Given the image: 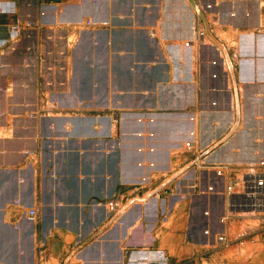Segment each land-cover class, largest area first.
I'll list each match as a JSON object with an SVG mask.
<instances>
[{
	"label": "crops",
	"instance_id": "obj_1",
	"mask_svg": "<svg viewBox=\"0 0 264 264\" xmlns=\"http://www.w3.org/2000/svg\"><path fill=\"white\" fill-rule=\"evenodd\" d=\"M187 5L0 0V264H264V224L238 238L242 221H223L226 198L199 190L207 173L179 182L192 154L177 130L201 99L183 49L199 24L195 13L189 26ZM16 19L35 24L11 36ZM259 34L243 36L253 47L239 76L248 130L219 160L264 153ZM114 198L125 205L115 218Z\"/></svg>",
	"mask_w": 264,
	"mask_h": 264
},
{
	"label": "built area",
	"instance_id": "obj_2",
	"mask_svg": "<svg viewBox=\"0 0 264 264\" xmlns=\"http://www.w3.org/2000/svg\"><path fill=\"white\" fill-rule=\"evenodd\" d=\"M193 6L195 13L202 16V11L209 12L213 17H219L217 0L212 3L206 0H195ZM220 11V10H219ZM222 14V12H220ZM46 11H42V15ZM234 15V13H232ZM250 16V12L247 13ZM223 17V16H222ZM261 19V17H260ZM35 24L34 20L16 19L9 25L11 36L18 35L25 27ZM264 27L262 19L259 24ZM195 37L188 39L183 44L186 60L190 59L195 64L201 84V99L197 104H189L185 114L189 126L184 124L178 127L177 135L182 138L181 146L191 152L192 156L188 165L183 170L182 178L179 182L186 181L192 177L194 171L207 173L208 183L206 188L199 189L201 192L223 195L226 198V210L223 221L239 220L243 223V230L238 234V238L246 237L250 234L252 226L248 220H257L258 226L264 224V153L258 147L253 156L247 161L219 160L216 158L221 148L232 142L237 136L248 130V121L243 110V97L240 93V81L234 75L232 60L226 50L210 41L207 32L198 24L195 27ZM258 33L264 34L259 31ZM210 46L214 55L204 52V47ZM196 50V54L191 52ZM220 58L221 62H218ZM210 64L216 67L217 72H212L211 77L216 79L212 83V97L206 99L204 90L203 65ZM192 65V64H191ZM206 100H209L206 103ZM256 143L262 142V136H258ZM237 152H242L244 147L237 146ZM235 171L236 177H228V173ZM191 185L196 189L195 183ZM164 209H168L164 200ZM109 209L114 213V218L118 217L125 205L121 206L119 198H114L106 202ZM26 214L30 219L37 217L35 208L29 209ZM205 233L210 234L207 229ZM217 241L225 243L228 241L226 234H219ZM157 264V263H151Z\"/></svg>",
	"mask_w": 264,
	"mask_h": 264
},
{
	"label": "rangeland",
	"instance_id": "obj_3",
	"mask_svg": "<svg viewBox=\"0 0 264 264\" xmlns=\"http://www.w3.org/2000/svg\"><path fill=\"white\" fill-rule=\"evenodd\" d=\"M186 1L188 2V5L186 7V17L190 26L191 19L194 16L193 14H195V10L192 8L193 6L191 5L190 0ZM206 1L211 2V4L216 3V0ZM217 6L220 10H218L219 17H213L211 14H209V12L202 11V16L197 15L198 22L200 26H202V28L206 30L207 38L210 41L222 46L226 50V52L229 53L232 64L234 66V75L237 79H239L241 60L245 57V55L251 54L253 49L247 39L243 37L244 34L250 32L258 33L259 31L264 33V27H261L260 25H244V18H248V12H250L249 17L251 18L253 14L252 11L254 10L253 16H255L254 18L257 17L258 19V15L260 17L259 11H261V6L264 8V0H217ZM243 9L244 11H242ZM239 10L242 13H240ZM166 12L167 14H170L171 11L168 8L166 9ZM220 12H222V14ZM228 13L229 15H227ZM232 13H234V15H232ZM262 22L264 24V16H262ZM203 50L209 55L215 54V51L210 46L204 47ZM261 53H263V51H261ZM212 72H217L216 67L208 63L203 65V77L205 83L204 90H206L207 93L206 99L212 97V83L216 82V79L211 77ZM208 102L209 100H206V103ZM247 223L252 226L251 232L259 227L257 220H248Z\"/></svg>",
	"mask_w": 264,
	"mask_h": 264
},
{
	"label": "bare ground",
	"instance_id": "obj_4",
	"mask_svg": "<svg viewBox=\"0 0 264 264\" xmlns=\"http://www.w3.org/2000/svg\"><path fill=\"white\" fill-rule=\"evenodd\" d=\"M238 11V10H237ZM240 11V10H239ZM242 11H244V9L242 10ZM239 13V12H238ZM240 13H242L241 11H240ZM244 13V12H243ZM227 15H229V13L227 14ZM224 16H226V15H224ZM225 19V18H224ZM251 19V18H250ZM249 19V20H250ZM255 19V18H254ZM248 20V21H249ZM247 21V20H246ZM260 21H261V19H260ZM260 21H259V23H258V19H257V17H256V19H255V23H253V24H256V23H258V25L260 24ZM250 22V21H249ZM248 22V23H249ZM253 22V21H252ZM250 24V23H249ZM251 34V35H250ZM181 35V34H180ZM244 35H247V36H252V37H254V38H262V35H260L259 33H256V32H250V33H247V34H244ZM255 35H257V37H255ZM252 37H250L252 40H254L255 42H256V39H253ZM217 60H218V62H221V60H220V58H217ZM252 95V94H251ZM253 96V95H252ZM255 97V96H254ZM248 100V99H247ZM252 103V102H251ZM250 109V108H249ZM248 110V109H247ZM251 110V109H250ZM249 111V110H248ZM252 113V112H251ZM249 117V116H248ZM252 121V120H251Z\"/></svg>",
	"mask_w": 264,
	"mask_h": 264
},
{
	"label": "water",
	"instance_id": "obj_5",
	"mask_svg": "<svg viewBox=\"0 0 264 264\" xmlns=\"http://www.w3.org/2000/svg\"><path fill=\"white\" fill-rule=\"evenodd\" d=\"M191 4L194 6L196 4L195 0H190Z\"/></svg>",
	"mask_w": 264,
	"mask_h": 264
}]
</instances>
